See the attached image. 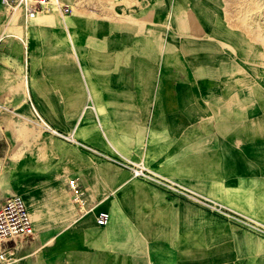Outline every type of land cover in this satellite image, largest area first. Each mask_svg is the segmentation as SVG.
I'll list each match as a JSON object with an SVG mask.
<instances>
[{
    "label": "rangeland",
    "instance_id": "rangeland-1",
    "mask_svg": "<svg viewBox=\"0 0 264 264\" xmlns=\"http://www.w3.org/2000/svg\"><path fill=\"white\" fill-rule=\"evenodd\" d=\"M80 1L86 8L84 14L73 15V7L79 0H60L64 18L58 29H28L29 16L19 11L23 28L14 35L5 28L17 12L7 11L0 17V134L10 140L6 153L14 151V162L24 157L19 148V140L23 138H17L10 130V121L25 122L57 149L42 152L39 141L25 137L26 163L21 168L13 166L11 182L29 174L44 173V180L66 188L75 205L74 212L59 207L54 198L44 196L48 192L40 186L29 187L31 196L27 199L23 192H13L25 200L36 233L25 246L35 248L41 240H46L42 235L52 233H116L115 237L91 240H101L102 245L122 251L114 255L122 260L121 264H208L213 257L220 259L227 255L221 251L229 246L237 248V257L244 256V246L263 249L264 233L243 224L246 221L263 227L264 219L236 205L225 191L217 195L202 189L193 180L147 164L131 151L112 148L107 152L128 159L133 157L179 183L191 196L136 178L130 170L109 161H95L71 145L74 143H65L42 132L33 122V110L27 100L31 99L43 118L58 128L69 122V115L78 116L87 103L91 104L92 118L99 128V116L94 110L96 99L103 97L108 103L107 98L108 101L116 98L126 103L110 105L116 109L118 124L127 125L135 112L127 103L146 104L157 86L160 91L157 97L162 101L166 95L161 93L163 87L180 86L181 93H167V99L186 101L189 107H197L188 109L187 115L189 118L203 115L205 145H210L218 134L220 145L224 144L227 151L228 134L234 136L237 162L251 169L245 174L237 173L241 175L236 180L242 181V176L249 179L240 182L246 184L237 185L241 189L235 190L247 193L241 200L261 210L259 203L264 205V0ZM254 5L255 9H251ZM0 9L6 7L0 5ZM48 13L49 8L40 14ZM99 51L106 55L105 62L96 58ZM100 64L107 68L101 73L107 76L109 86H133V91L139 93L114 90L102 95L95 93L96 66ZM121 64L123 69L117 76ZM24 65L27 67L21 70ZM141 109L144 117L146 112ZM4 117L9 122L5 123ZM69 133L75 137L74 128ZM143 139L144 133L137 138ZM204 159V174L200 175L211 178L216 170L211 147L205 149ZM218 165L216 177L224 178L222 165ZM99 166L106 168L105 175L96 172ZM253 174L260 176L251 177ZM71 180L88 188L85 201L89 205L84 207L94 209L93 212L87 213L81 203L75 204L68 186ZM204 199L222 205L223 210H215ZM100 212L109 215L104 227L95 222ZM75 217L82 220L75 223ZM246 234L254 238L250 245ZM39 256L33 253L25 261H35Z\"/></svg>",
    "mask_w": 264,
    "mask_h": 264
},
{
    "label": "crops",
    "instance_id": "crops-1",
    "mask_svg": "<svg viewBox=\"0 0 264 264\" xmlns=\"http://www.w3.org/2000/svg\"><path fill=\"white\" fill-rule=\"evenodd\" d=\"M99 28L101 30L104 28L103 22L100 23ZM100 40H102L101 37ZM95 56L100 62L107 59V57L105 58L106 55H104L103 51H99ZM132 59L134 60L135 58L133 57ZM106 69L107 68H104L101 64L96 66L98 86H96L95 93H99L100 95L107 94L110 92L107 90H114L116 93L135 92L133 91V86H109L107 84V76H104L101 73ZM119 69V73L117 71L118 68L116 70L115 75L117 76L122 72V64L119 65ZM1 71L2 69L0 68V72ZM181 90L180 86H171L169 89H166V87L164 89L163 87L161 93H166V95L167 93L175 94L178 91L181 93ZM89 92L91 94V90H89ZM136 93L139 92H135V94ZM158 93H160L159 86L153 89L151 92L152 96L146 104L144 102L127 103V105L135 111L131 114V123L127 125L118 124L115 115L116 109L111 106L113 104L114 106H125L126 103L119 102L116 98L109 99V101L107 98L108 103H106L105 98L103 99V97L96 99L94 103L95 113L99 116V128H97L93 121L92 117L94 116V113L91 112H86L81 120L79 119L80 115H69L70 118L68 121L72 123V127L69 122H64L62 127H59L60 129L53 123H49L56 129L66 133H69L70 129L74 128L77 140L87 143L95 148H99L101 149L100 151L105 150L106 153H108L107 151L112 148L125 152L131 151L133 156L143 160L147 164L158 168L160 167L165 172L183 176L184 179L193 180L195 184L202 189H209L217 195H220L225 191V195L229 196L230 199H233L236 205L244 210L256 213L258 214L257 216L264 219V205L259 203L261 210L249 207L248 202L241 200V198L244 199L243 196H248V194L235 190L241 189L239 188V186L242 187L241 184H246H240V182L249 179V177L242 176V181L240 178L236 180L235 177L241 175L237 173L245 174L251 169L249 170L248 167L241 164V162H237L235 140L233 139L234 136L228 134V144L226 145L227 151H224V144L220 145V141L222 140L218 134L215 139H211L210 145H205L204 142L206 135L204 133L203 115L191 118L187 115V110L195 108L196 106L189 107L188 103L182 100L169 101V98L167 99L166 95H164L162 101H159V98L157 97ZM27 104L30 107L28 100ZM141 108L146 112L144 113V117L142 116ZM103 121H105V124ZM232 123H234V120ZM142 133H144L143 141L137 140ZM216 140L218 142L214 143ZM8 141L10 140L7 135L0 134V205L6 198L12 196L13 192H23L26 194L29 192V187L40 186L43 189H47L50 184H53L44 180V173L29 174V176L17 178L12 184L10 172L13 170V166L16 165V168L23 167L26 163V157L20 158L18 161L14 162V151H9L8 155L6 153V144ZM61 141L70 144L62 139ZM71 145L83 150L95 161H102L79 145ZM210 147L214 158V164L216 166L214 172L215 176L213 175L214 177L204 178V175H200L202 173L204 174V152L205 149L207 151L210 150ZM130 159L136 161L133 157ZM27 163H31V161H28ZM219 163L222 165V170H219L221 173H224V178L219 176L216 177ZM258 172L261 173L260 171ZM259 176V174H253L251 177L258 178ZM261 179H263L262 175ZM87 195H89V192ZM236 200L242 201L243 203ZM81 205L83 207L85 205V207L87 206L88 208L89 202L82 201ZM93 210L94 209H86L85 212L89 213L93 212ZM81 211L83 212V208ZM81 220L82 219H77L73 222L77 223ZM115 234L116 233H52V235H42L46 240H41L39 245L35 248L26 247L24 245L21 251V259L14 264H121L122 260L116 256L114 257V255L122 253V251H117L114 247L102 245L101 240L100 242L91 240L92 238H111L115 237ZM246 236L249 237L247 243L250 245L254 238H252L250 234H246ZM262 245L263 249H261V247H242V253L244 254L243 257H237L236 255L239 253L237 248L235 246H229L225 251H221L227 255L220 259H214L213 257L208 264H264V244ZM33 253L41 256L36 257L35 261L32 262L25 261L28 256L33 255ZM150 260L151 262L153 261V259ZM170 260L168 259V261ZM197 263H199V261ZM200 264H203V262Z\"/></svg>",
    "mask_w": 264,
    "mask_h": 264
},
{
    "label": "built area",
    "instance_id": "built-area-1",
    "mask_svg": "<svg viewBox=\"0 0 264 264\" xmlns=\"http://www.w3.org/2000/svg\"><path fill=\"white\" fill-rule=\"evenodd\" d=\"M49 2L50 0H0V3L7 7L9 11H22L29 16L48 11ZM28 102L33 110V122L38 128H41L43 132L79 145L101 160H106L128 169L136 178L152 182L167 190L191 196L185 192L179 183L146 165L126 157H121L120 155H110L109 153L94 149L79 142L73 134L56 129L43 118L31 99H29ZM68 186L75 200V204L85 201L88 188L78 183L77 180L69 181ZM204 201L208 202V205L215 210H223V206L218 203L211 202L207 199H204ZM228 216L232 215L229 214ZM108 217L109 215L107 212H100L96 216V224L100 227L105 226L108 223ZM244 223L243 225L246 226V224H248L256 231L264 233V226L262 227V225L255 223L252 225L246 221H244ZM35 234L30 212L23 197L21 195H12L6 198L0 205V264H14L18 262L21 259V251L24 245L32 240Z\"/></svg>",
    "mask_w": 264,
    "mask_h": 264
},
{
    "label": "bare ground",
    "instance_id": "bare-ground-1",
    "mask_svg": "<svg viewBox=\"0 0 264 264\" xmlns=\"http://www.w3.org/2000/svg\"><path fill=\"white\" fill-rule=\"evenodd\" d=\"M230 1H228V2H230ZM257 1L258 0H255L253 2H257ZM250 2H251V0H250ZM0 5L4 6L1 3H0ZM255 6L256 5L252 6L251 9H255ZM48 8H49L48 14H37V15H32V16L27 15V16H29L28 21H27V28L28 29L31 28L33 30H37V29L43 28V27H50L52 29H58L59 22L64 18L61 15V11H60V0H52V1L50 0V2L48 4ZM85 9H86L85 5L83 4V2H81L79 0V2L76 5H74L72 14L73 15H83ZM7 11H9V9L7 7H6V9H0V17H2L4 13H7ZM19 16H20L19 11H17V13H15V15L12 16L13 18H12V21L10 23V26H8V28H5L6 32L15 33L14 35L21 33V28H23V26L20 23ZM28 35H30V33H28ZM25 44H26V42H25ZM34 56H33V58H34ZM26 67H27L26 65L22 66L21 70L25 69ZM90 100H92L91 97H90ZM91 107H93L91 104H88V103L86 104V106L84 107V109L80 113V116H79L80 120L86 112L90 113L93 110V108H91ZM3 121L5 123L9 122L7 120V117H4ZM83 121H85V120H83ZM8 125H9L10 130L15 133V136L17 138H18V136L23 138V141H22V139L19 138L20 139L19 141H21V143L19 142L20 143L19 148L22 149L21 151H22L24 157H26L25 154L27 152V149L25 146V144H26L25 143V137H27L30 141H39V144L42 148L41 149L42 152H46V151L47 152H52V151L55 152L57 150L55 145L53 143H51L52 141L50 142L48 139H46L45 138L46 136L42 135L40 133V131L38 132V130H32L31 128H29L25 122L10 121ZM16 148H18V147H16ZM16 148H15V151H16ZM105 170H106V168H104L103 166H99L98 168H96V172L99 175H105ZM45 190L48 192V194H46L44 196H46L47 198H51V197L54 198L56 204L59 207L65 208L69 212L75 211L74 201L69 198L68 192L64 188L63 185L56 186L54 184H50L49 187ZM24 195H25L26 199L28 198V196H31V194L29 192L24 194ZM75 220H77V217H75L73 219V221H75ZM169 260H170V258H169Z\"/></svg>",
    "mask_w": 264,
    "mask_h": 264
}]
</instances>
